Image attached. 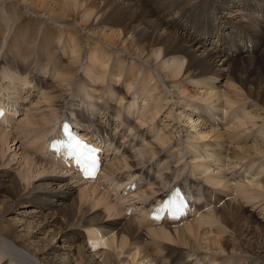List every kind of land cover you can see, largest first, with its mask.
I'll use <instances>...</instances> for the list:
<instances>
[{"label": "bare ground", "instance_id": "obj_1", "mask_svg": "<svg viewBox=\"0 0 264 264\" xmlns=\"http://www.w3.org/2000/svg\"><path fill=\"white\" fill-rule=\"evenodd\" d=\"M54 1V4H56L55 7H51V5L45 0H32V6L39 11V14H43L45 16L48 15L47 17H49L50 20L55 22L58 21V23L67 24L68 26L72 24L83 26L87 30H91L93 26H96L98 23L101 24L103 21H106L104 23H107V17L113 13H110L112 7L108 4L107 5L109 7L106 5V8L101 10L100 6L105 5L103 0H99V2L97 1L98 3L96 0ZM146 1L147 0H114L113 2L120 3L121 5L122 17L119 20V23L111 21L108 22L107 28H110L113 31L112 35H103L101 32L102 30L100 29V32L103 35L101 40H104L106 44L108 43L122 53H126V56H115V62L118 68L116 70L120 71V75L117 78H119V80L124 78V81H128L126 78L127 72L124 73L126 69L121 67V64L127 61L126 57L128 56H138V58L143 59L145 63L149 64L151 68L155 70V72L157 71L159 75H161L162 80L169 86L168 88H170V90H174L172 92L178 96V99L185 102L186 98H192L187 100V103L190 104V107L193 105H200L206 108V110H203L208 112L209 108V110L214 111L216 114H219V116H222L223 109H226V114L229 118L228 121L235 122L234 129H231V131L228 133L224 132L222 128L217 130L219 127L217 129L215 127L220 126V122H214L211 120V116L207 115L200 116L198 118L203 119L202 122L199 121V131L201 130L205 134H202L204 139H208L209 137L213 139L212 141L214 146L213 148H209L210 150L207 153L208 158L212 159V165L213 163L220 162H223L222 164H224L226 160L229 159L228 165L233 163V167L231 166L232 168L237 169V167H241L240 170H242L245 166H247L246 163L248 159L253 158V155L251 154L252 151H255L256 154H258L257 156L264 153L257 143L252 144L254 139H256L252 136L253 132L255 131L253 129L258 127L255 132L258 134H264V106L261 103H257L254 96H252L248 89V87L251 89L252 85L255 84L254 81H250L251 78L246 79L248 73L246 71L247 68L253 67V65H256L257 69L261 68V66L264 67V0H254V2L250 0H204L205 4L211 6L212 9L215 10L214 13H218L215 14L216 21L220 20V25L218 27L214 25V30L209 32L208 37H206L207 39L211 40L210 43L213 45L210 48L205 47L206 42L205 44H197L195 40H192L184 33L179 32L186 30V25L183 23V16L187 15V10L193 9L194 4L198 3V0L195 2H192L191 0H184L188 1L189 3L187 4V8H184V11L179 10L180 12L178 17H174L171 20L168 19L167 21L163 16L155 14ZM153 1L155 3L158 0ZM171 1L172 0H161L158 3H155V5L162 7L168 4V6H170L173 4ZM109 2L110 1L107 3ZM211 2H215L218 7L213 6ZM238 3L240 4L237 5ZM235 8L236 13L234 11ZM231 11L232 13H230ZM207 14L209 15L210 13L207 11ZM79 16L80 19H78ZM102 26L104 27V25ZM105 28L106 27L103 29ZM19 31L20 28L14 34L11 49H13L12 51L17 54L14 56L17 59L16 63L20 62L19 59L22 55L20 62L22 64L15 68V73L17 75L13 73V78L18 79L20 85L21 80H25L26 82H24V84L26 85H33L35 83L33 87H35L41 96H43V101L46 103V108H49L51 116L50 118L48 117L47 119H43L42 122L37 120L36 117L30 113L31 116L29 115L27 117L26 115V122L23 123L21 129H28L30 127L38 126L42 127L43 132L40 136L44 135L43 139L46 140L43 141V143L45 142V145H42L43 143L41 144L40 151L43 152L46 150L47 153L45 151V155L48 154L52 158L49 159H51L53 162L56 160L54 158H57V160H59L61 157L65 159H61L62 161L57 163H51L54 164V167L52 166L53 168L46 167L39 161V164L37 165L41 166V169L38 171L39 174L37 173L36 177H40L46 172H55L52 170H56L54 169L56 166L61 168V170L64 172H66L64 169H67V171H69L68 174L74 173L81 175V177L83 176V171L80 169V166H75L73 161L68 158L67 153L61 152L57 154L55 150L53 152L48 150L49 145L54 144V137L60 134L63 122L65 120H69L75 125L76 129L79 130L78 135L90 140L94 143V145L100 147L102 151L104 148L106 154H108L109 151H112L111 153L119 151L118 154L121 155L120 149H122L123 151H121L124 161L123 168L130 170V177L137 178L140 177V175H144L146 177V185L144 183H137L139 180H141V178H144L142 176L138 181H134V178L132 179L131 183L136 182L135 185H132L135 186V188H132V186H126L124 188V190H128L129 195H131L130 193L138 194L136 190L139 188H143L145 186L149 187L147 196L150 198L155 196V200L149 204V210L147 211L146 219L149 218L151 214H153L154 209L157 206L162 204L169 193L177 187H180L181 191L186 194L188 200H191L193 204L190 203V205L187 207L188 217L185 218V214H183L182 217L184 218H182L178 223L176 221L169 222L167 219H164L159 225L151 222L150 229L148 231H142L140 227L133 223L134 221H131V218H127V214V221L122 220L121 222L120 219L123 218H120L122 214L119 210H117L119 207L117 208L115 203L112 204L110 202L108 194L102 195L100 193L101 191L99 192L97 190L99 185L98 187L93 185L95 188H92V191L91 189L87 190L88 187L90 188L88 185V187H86L87 189L82 190L79 196L74 199L71 204H67L68 202L65 201V199H68L69 201L76 192L72 186V178H64V183L60 185L54 184L49 180L42 181L43 183L38 186L32 184L33 175L29 171V168L36 162L30 157L24 158L25 167H23L17 177L13 178L11 174L15 171L14 165H11L10 162H7L9 160H4L6 154L4 147L7 145L12 134L10 130L11 127L7 126V129L5 127V123L7 121L12 123L15 119V116L13 118V115H15L16 112L19 113L23 109L22 107L18 106L17 103H13V101H11L13 103L11 105L9 101L7 102L5 97L0 98V110L3 109L6 112L5 115L0 116V120L6 121L4 123L5 125L2 123L1 124L7 129H2V132L0 131V169L2 168V172L0 174V202H2L0 204H2V207L0 206V209L3 210V214L0 215V264H72L69 263V257L63 258V256H68L70 253L77 254L78 259L76 261H78L79 264H120V258L124 255H127V257L129 256L131 258L128 264H191L192 262L190 263L186 259L187 257H192V255H187L189 253H194V256L197 255L198 258H200V261L195 262L196 264H200V262L204 264H231L233 260L229 258L231 257L230 255L233 254H236L237 256H243L241 257V261L238 264H264V257H261L264 253V224L253 217L248 210L243 208L244 206L233 205V203L229 201L223 205L224 208L221 210L217 207V204H219L223 199L219 194L216 195V202L214 201V203L212 201L214 199H212L214 193H210V190L207 187L204 186L203 191L200 190V192H197L198 190L196 191V189L191 191V188H193L197 182L190 181L191 179L187 180L185 178L180 180L181 175L172 172L174 169L171 171L172 168L169 165L170 163L167 164L164 162L163 156L158 160L157 167H154L151 163H149V166H145L143 163L142 168H138V163L140 161L139 160L138 163H136L138 155V159L145 156L155 159V157H158L160 154H162L163 149L160 151L157 144L152 145L151 143L146 142L144 145H142L141 142H137L138 138H143V133L141 134V131H139L137 127H134L132 132L136 133V135L132 138V140L130 139V141L133 143L136 139V145H139L140 147L138 146V153H135L136 155L131 153V150L135 149L137 146L133 148L134 146L131 147V143L129 142L130 146L126 147L125 143L123 142L125 137L129 138L130 136H125V134L120 136V133L117 132V129H113L114 126L118 128L120 126L119 123H123V125L124 123H128L127 112L123 121L119 122L120 117L124 115L123 112L119 110L116 113L115 109H110L111 106L107 109V107H105L106 104L104 105V103L103 105H100V100L102 98L97 97L96 99L93 97L92 101L90 102L86 101L84 106H89V109L90 107H94V111L98 109L99 115H101L102 112L105 113L106 116L109 115L107 121L109 124L106 126H104L103 123H97V121H95L96 116L94 117L93 115H88V110L86 111V114L85 111L75 108V110L70 112V115H73L72 118L68 117V112L59 111L63 107L62 102L67 99V94L65 95L67 89L61 88L56 84H52L49 87L50 84L48 85V83L41 79L38 74H34L33 68L32 70L30 68L31 66L28 68L25 66V63L29 65L28 60L31 58H27L28 56L25 57L28 55V45H24L23 43L28 39V33H22V31ZM227 33L230 35V38H228ZM91 36L92 35H90V37ZM261 36H263V38ZM73 39L71 42L74 41ZM27 41H29V39ZM89 42L94 44V48L99 45V42H95L91 39ZM250 43L253 45H250ZM55 44V37L51 35V33L44 35V40H42L39 49L37 48L35 51L37 58H43L45 53L49 54L50 50L53 46H55ZM214 48L217 50L215 51ZM72 50L73 52H76L77 48L73 47ZM97 50L98 51H95L91 55L94 57L90 59L89 65L94 64V61H101L106 58L108 54H111L110 51L106 50L102 46ZM100 56L103 58H100ZM170 61H172V64L168 65ZM70 65L71 66L69 69L65 70V74H63L62 77L66 78L71 76V74L75 71H73V64ZM18 67H20V72ZM134 69L135 67L131 68L128 72L134 78V80L130 81L133 84L136 81V72ZM148 72L149 71H147V73ZM0 73L4 77V80L8 79V75L4 70L2 71L0 69ZM227 74H229V76L232 75V78L230 77L232 82L230 81L226 85L228 87L224 88L223 85L221 86L219 83V80L220 82L223 81L225 75ZM111 75L113 76L115 73ZM147 77L145 78L151 82L152 78L150 76L148 78ZM71 82L68 85H71ZM58 87H60V89H58ZM30 88L29 92L31 91ZM69 88L71 87L69 86ZM157 88L159 87H156V89ZM192 88H194V90H192ZM115 89L116 92H119L117 87ZM102 91H105V89ZM239 93L241 94V97L243 96L241 99ZM246 96L251 99V104H253L250 109L242 105V102L246 100ZM125 98L127 99L126 95ZM166 98L168 99L169 97ZM132 99L135 101L136 98L132 97ZM129 109H131V107ZM219 109H222V113L217 112ZM131 112L132 111L129 110L130 114ZM121 113L123 115H121ZM197 114L200 115L199 113H194L193 116H198ZM189 116H191L190 113ZM116 117H119V119H116ZM151 120H153V117ZM113 121H116V125ZM111 123H113V128H110ZM115 132L116 134H114ZM158 142V145L165 143L162 141ZM210 145L211 143L209 142V144L206 146L204 145V147L206 148ZM179 146H182L181 143L178 144V147ZM204 147L201 146L202 149H204ZM180 150L181 157L184 149L180 148ZM103 155L104 154L101 156L102 158H104ZM105 158L107 159V156H105ZM114 158H116V156ZM234 162H236V164ZM105 164L103 171L97 180L101 179L103 176H106L111 180V178H109L110 173L113 175V172L115 171ZM114 164L116 166L117 163ZM161 164H163V167H161ZM108 165L110 164L108 163ZM68 167L72 168L73 170L68 169ZM201 167L202 166H198L199 170ZM148 168L150 170H148ZM251 169L253 170V166L247 168L244 173L247 172L251 175ZM74 170L75 172H73ZM241 172H236L235 170L233 172L235 174L231 175L232 179H235L233 177L236 176L241 178ZM260 172L264 173V169L262 168ZM106 173L107 175H105ZM63 174L65 173L62 172V175ZM213 178L214 177H212V179ZM125 179L126 178H124V180ZM215 180L220 184H223V182L227 180V175L216 177ZM87 181L88 183H91L93 180ZM182 181H184V183ZM260 183V186H258L264 191V178L262 181H260ZM187 187H189V189ZM142 190L144 191V188ZM97 193H100V199L93 205L90 204L92 195H96ZM2 198H4V200H1ZM61 198H63V200ZM203 198L206 204L203 203V205L200 206L199 202ZM220 198L222 199L217 202ZM148 200L151 201L152 199L148 198ZM19 201L22 203L20 208H27L32 204L35 208H38L39 211L34 208L33 211L28 213L26 210L25 212L13 211ZM133 202L135 203V200ZM144 202L141 204H144ZM104 203H106L104 208H107V212H109L111 216L116 215L119 217L118 219L114 218L115 220L112 219L109 221V216L105 217L100 211H95L96 208H98L100 205H103ZM212 204H216L217 206L214 207ZM90 206H92V208L88 209ZM207 206L214 208L210 207L209 211L205 213L204 210ZM194 207L195 209L193 212L195 214H200L202 217L199 216L198 222L195 220L192 222H187L186 220L192 216L189 215V213ZM54 211H57L56 215L53 213ZM10 214L21 215L23 218H25V221H21L22 219L19 221H15L14 219V221L7 220V216ZM60 217H63L61 220L63 228L61 231L59 230V233L64 235V237L70 233L68 239H60V243H62L64 247H57L55 245L56 242L52 244L50 243L48 247H43L40 246V241H37L36 243L31 240L37 239V235L39 236L48 234L51 229L50 231L46 230L51 227L55 228ZM124 222L125 225L122 227V223ZM182 222H185V224L182 225ZM180 224L182 226H180ZM219 225L221 227H219ZM22 226H24L25 229L19 231L18 228ZM203 226H206L207 228ZM204 230H207V232H201ZM244 232L248 233V235H250L249 233H252L253 236L247 237ZM85 235L90 236L91 239L95 238V240L99 241L108 237L109 241L107 244H105V246L110 250H105L103 253L93 254L89 248L87 249V245L84 242L83 244L77 243L79 240L78 238L85 239ZM144 238L148 239L147 243L143 241ZM202 240L207 242L205 247H201ZM259 241H261V243H257ZM66 244H69V246H66ZM164 245L168 246L169 248L175 247V249L172 251L170 250L171 248L168 249ZM177 245L179 247L176 248ZM198 249L207 250V252L211 251L213 255L210 253L203 256L204 253L202 252L203 254H201V251L199 252ZM214 253H216V255H214ZM8 255L10 257L12 256L11 260L6 259V256ZM225 257H227V259H224ZM25 259L28 261H25ZM37 260L40 261V263H38Z\"/></svg>", "mask_w": 264, "mask_h": 264}, {"label": "rangeland", "instance_id": "obj_2", "mask_svg": "<svg viewBox=\"0 0 264 264\" xmlns=\"http://www.w3.org/2000/svg\"><path fill=\"white\" fill-rule=\"evenodd\" d=\"M45 1H47V3H49L51 5V7H55V5H56V4H54L55 3L54 0H45ZM97 1L99 2V0H96V2ZM100 1H102V0H100ZM103 1L105 2V5L100 6L101 10H104L106 8V5L108 4L109 6L112 7V8L110 7L112 9V10H110V13L111 12H113V13L107 17V23H104L106 21H103L101 24L96 23L97 25L93 26V28H91V30H87L85 27L78 26L75 24H72L70 26H68L67 24H60V23H58V21L55 22L53 20H50V18L47 17L48 15L45 16L43 14L42 15L39 14L38 13L39 11L32 6L33 5L32 0H0V69L2 71L4 70L8 75V79L4 80V77L0 73V98L5 97L7 99V102L9 101L11 105L13 103H17V105L22 107V109H23L19 113L16 112L15 115H13V118L15 116V119L12 123H9L10 121L6 122V121L0 120V128H1L0 131L2 132L3 131L2 129L7 130L8 129L7 126H10L11 127L10 130L12 132L11 137L9 138L10 140H8L7 145L4 147L6 150L4 160H6V161L9 160L7 162H10L11 165H14V168H15V171L11 174V176L13 178L17 177L19 172L23 169V167H25L24 158L30 157L33 161L35 160V162H36L33 166H31L29 168V171L33 175V179H32L33 183L32 184H35L38 186L41 183H43L42 181L49 180V181L53 182L54 184L60 185V184L64 183V181H65L64 178H72V186L76 190V192H75V195L69 201H68V199H65V201L68 202L67 204H69V203L71 204L73 202V200L79 196V194L82 192V190L87 189L86 187H88V185L90 186V188L88 187L87 190L91 189V191L93 190L92 188H95L93 185H96L97 187L99 185V188L96 187L97 190L99 192L101 191L100 193L102 195L108 194V197L110 198L109 199L110 202L112 204L115 203L117 208L119 207L117 210H119L120 213L122 214L120 216V218H123V219H120L121 222H122V220L127 221L126 220V214H127V216H128L127 218L128 219L131 218L132 220L131 219L130 220L132 222L134 221L133 223H135L138 227H140V229L142 231H148L151 227L148 225L149 223L146 219V212H147L148 205L151 202H153V200H155V196H152L151 198L149 196H147L148 191H149L148 186L143 187L144 191L142 190L143 188H139L137 190L138 195L137 194H131V193H130L131 195H129L128 190L127 191L124 190V188L126 186H129L130 184H132L131 181L133 178H134V181H136V180L138 181L139 178H141L143 176L145 179H143V180L141 179V180L145 181V182H142L141 180H139V182H137V183L138 184L144 183L146 185V177L144 175H140V177H137V178L130 177V175H131L130 170L127 168H125V169L123 168L124 161H123V157H122V151H123L122 149H120L121 155L118 154L119 151L113 152L115 154H113V153L111 154L112 151L111 152L109 151V153L107 152L108 155H107V160H105V163H106L105 165L111 167V169H114V171H115V172H113V175H111V173H110V176L108 175L109 178H111V180L108 179V177L103 176L99 180L95 179V180L91 181V183H88V181H87L88 179L81 177V175L74 174V173L68 174L69 171H67V169H64V170H66V172H64L61 170V168H58V166H56V168H54L57 171L52 170L55 172H46L44 175H42L40 177H36L37 173L39 174L38 171L41 169V166L37 165V164H39V161H40V163L44 164L46 167L53 168L54 164H51V163H57V162H60L62 160L61 159H59V160L53 159L54 160V162H53V161H51L52 158L48 154L45 155L47 153L46 150H44L43 152L40 151L41 144L43 143L44 140H46V139H43L44 135L40 136L41 133L43 132L42 127L38 126V127H30L28 129L26 128L28 131L25 128L21 129V126L23 125L24 122H26V119L30 115V113L32 115H34L37 120H40V121H42L43 119H47L48 117L50 118L51 116H50L49 108L48 107L46 108V103L43 101L44 100L43 96H41V94L38 92V90H36L35 87H33V85H35V83L33 85H30V84L26 85V84H24V82H26V81L21 80V85H20L19 80L13 78V73L15 75H17L15 73V68L17 66H19L20 64H22V63H20L22 55L20 56V59H19L20 62L16 63L17 59L14 56H16L17 54L12 51L13 49H11V47H12L11 44H12V40L14 38V34L20 28V31H22V33H28L27 38L29 39V41H27L28 40L27 39L26 42H23L24 45H26V44L28 45V51H27L28 55H26L25 57H27V56H28L27 58L31 57L28 60L29 65H27L25 63V66L27 68L31 66L30 68H31V70L33 68L34 74H36V75L38 74L41 79L45 80L48 83V85L50 84L49 87L52 84H56V85L60 86L61 88L67 89L66 93H65V95L67 94V99L64 102H62L63 107L59 111L68 112L69 113L68 117L72 118L73 115H70V112L72 110H75V108L80 109L81 111H85V113L88 110L89 111V112L87 111L88 115H93L94 117L96 116L95 121H97V123H103V125L106 126L109 124V122L107 123L109 115L106 116V114L103 112L101 113V115H99L98 109L94 111V107L93 108L90 107V109H89V106H84V103L86 101H89V102L92 101L93 97L95 99H96V97L102 98L100 100L101 102L99 101L100 105H103V103H104V105L106 104L105 107H107V109L110 108V106H111L110 109H112V110L115 109L116 113L119 110H121L123 112L124 115L121 113V115H123V116H121L120 119H119V117H116V119H119V122L123 121L124 116L127 112V114H128V117H127L128 121L127 122L128 123H126V124L124 123V125H123V123H121V124L119 123L120 126L118 128H116L115 126L113 128V126H112L113 123H111L110 128L117 129V132L120 133V136H122L124 134H125V136L126 135L130 136L129 138H126L124 136L125 139L123 142L125 143L126 147L127 146L129 147L130 143H131V147L134 146L133 148H135L137 146L135 149L131 150V153L136 155L135 153H138L137 149L140 147L139 145H136V139H135V142H133L134 144L130 141V139L132 140V138L135 137V135H136V133L132 132L134 127H137L139 129V131H141V134L143 133L142 134L143 138H138L136 136L138 138L137 142H141L142 145H144V143H146V142L151 143L152 145L157 144V146H159L160 151L163 149L162 154H160V156H158V157H155V159L149 158L146 156L143 158L139 157L140 159H138V156H139L138 155L137 159H136L137 160L136 163H138V161L140 160L138 163V166H139L138 168H142L143 163H144L143 165H145V166H149L150 165L149 163H151L154 167H157L158 160L163 156L164 162H166L167 164L170 163L169 165L172 168L171 171L174 169L172 172H174L175 174L181 175L180 180H182V178H185L187 180L191 179L190 181L197 182L196 183L197 186L195 185L193 188H191V191H193V189H196V191L198 190L197 192H200V190L203 191V187L205 186L210 190V193H214L212 196V199L214 198L212 200L213 202L214 201L216 202V195L219 194L223 199L220 198L217 201V202H219L222 199V201H220V203L217 204L218 206L216 204H212L214 207L217 206L218 208H220L222 210L224 208L223 205L229 201L232 202L233 205H238V206L242 205V206H244L243 208L248 210L249 213L253 217H255L257 220L261 221L262 224H264V191L259 187L261 184L260 181H262V179L264 178V173L260 172L262 168L264 169V153L262 155L257 156L258 154H256L255 151H252L251 154L253 155L252 156L253 158L248 159L249 162L247 161V163H246L247 166H245L243 168L244 170L243 169L240 170L241 167H237V169L232 168L233 163H230V165H228L229 159H227L224 164H222L223 162L213 163V165L215 164L213 167V165L211 164L212 159L208 158V154H207L210 150L209 148H213V146H214V143L212 141L213 139H211V137H209L208 139L203 138L204 137L203 135H205V134L201 130L199 131V129H200L199 121L202 122L203 119H198V118L200 116L209 115V116H211V120H213L214 122H216V123L220 122L219 123L220 126L215 125L216 129L219 127L217 130L222 128V130L224 132L228 133L231 131V129L235 128L234 127L235 122L228 121L229 118H228V115L226 114V112H227L226 109H223V113H222V109H219V111H217V112L222 113V116H219V114H216L214 111L209 110V108H208V112L205 111L206 108L202 107L200 105L199 106L193 105L192 107H190L189 106L190 104L187 103V100L192 99V98H186L185 102L178 99V96H176V94H174V92H172L174 90H170V88H168L169 86L162 80L161 75H159V73L157 71L155 72V70L152 69L149 64L145 63V61L143 59L138 58V56L132 57V56L127 55L128 56V57H126L127 61L123 62L121 64V67H124L126 69L124 71V73L127 72L126 78L128 79V81L127 80L124 81V78L119 80V78H117V77L120 75V71L116 70L118 68L116 66L115 56L116 55L117 56H126V53L123 52V53H125V54H123L121 51H119L118 49H115L113 46L109 45L108 43L106 44L104 42V40H101V39L103 38L104 34L112 35L113 31L110 28H107L108 22L111 21V22L119 23V20L122 17V13H121L122 8H121L120 3L113 2L114 0H106V1L103 0ZM108 1H110V2L107 3ZM159 1H161V0H158L155 3H158ZM191 1L195 2L196 0H191ZM250 1L254 2V0H250ZM146 2L152 8V10L155 14H159V16H163L166 21L168 19L171 20L174 17H178L179 12L181 10L184 11L185 10L184 8H187V4H189L188 1H184V0H172L171 1V2H173L172 5L168 6V4H167V5H164L162 7H158V5H155L153 0H147ZM110 3H111V5H110ZM211 4L215 7H218L215 2H211ZM239 4L240 3H238L237 5H239ZM205 10H207L208 13H210V14L208 15L207 11H205ZM234 11L236 13V8L234 9ZM187 12H188L187 15L183 16V23L186 25V30L185 31H179L178 30V31L184 33L188 38L195 40V42L197 44H201V43L205 44V42H206V44H205L206 48H210L211 46H213L212 43H210L211 40L207 39L206 37H208L209 32L214 30V25L216 27H218L220 25V20L216 21V15L215 14H218V13H214L215 10H213L211 6L205 4L204 0H201V1L198 0V3L194 4L193 9L187 10ZM132 13H133V11H132ZM230 13H232V11ZM80 16L78 19H80ZM105 24H106V26H105ZM125 24H126V22H125ZM102 25H104V27H106V28L103 29L104 27ZM97 28H99V29H97ZM100 29L102 30L101 32L103 33V35L101 34ZM47 33L48 34L51 33V35H53L55 37L56 44L50 50L51 54L45 53L43 55V58H41V57L37 58L35 51L37 50V48L39 49L40 44L42 43V40H44V35H46ZM99 33H100V35H99ZM94 34L97 37H95ZM90 35H92V36L90 37ZM261 37L263 38V36H261ZM228 38H230L229 34H228ZM72 39L74 40L73 42H71ZM90 39L95 41V42H99V45H97V47L94 48L95 47L94 44H92V42H89ZM232 42H234V41H232ZM250 45H253V44L250 43ZM101 46L103 48H105L106 50L110 51L111 54L110 55L108 54V56L106 58H104L103 60L94 61L93 62L94 64L89 65L90 59H92V57H94L91 55L95 51H98L97 49H99ZM73 47L77 48L76 52H73V50H72ZM216 50L217 49H215V51ZM30 55H32L33 58ZM100 58H103V57L100 56ZM35 59H36V61H35ZM161 60H162V58H161ZM171 62L172 61H170L168 63V65L169 64L171 65L172 64ZM34 64H35V66H34ZM46 64H47V66H46ZM70 64H73L72 65V66H74L73 71L74 70L75 71L71 74V76H68L66 78L62 77L63 74H65V70L69 69V67L71 66ZM134 67H135L134 71L136 72V81L133 84L130 81L134 80V78L128 72L131 68H134ZM255 67H256V65H253V67H249L246 69V71L248 72L246 79L251 78L250 81H254V83H255L254 85H252V87H254V88L251 87V89H250L248 87V89H249L250 93L252 94V96H254L257 103H261L264 106V79H263L264 78L263 77L264 76V72H263L264 67L261 66L262 70H261V68L257 69V67L256 68ZM18 68H19V72H20V67H18ZM147 71H149L150 73L149 72L147 73ZM70 72H72V71H70ZM75 72H76V74H75ZM104 72L106 73V75ZM113 73H115V75L112 76L111 74H113ZM103 74H104V77H103ZM147 76L148 77L150 76L152 78L151 82H149L150 80L148 81L145 78ZM231 76L232 75L229 76V74H227V75H225V78L223 79V81L220 82V80H219V83L221 84V86L223 85L224 88L228 87L226 85L230 81L232 82ZM70 82H71V85H68ZM248 82H249V80H248ZM69 86L71 88H69ZM155 86L159 87V88L156 89ZM193 86H195V85H193ZM28 87L29 88L32 87V88H30V90H31L30 92H29ZM60 87H58V89H60ZM116 87L119 90V92H116V89H115ZM103 88L105 89L106 92L102 91V90H104ZM182 89H183V87H182ZM192 90H194V88H192ZM195 90H198V89H195ZM125 95L127 96V99L125 98ZM236 95H238V94H236ZM240 95L241 94L239 93V96ZM202 96H204V95H202ZM132 97L136 98L135 101H134V99H132ZM166 97H169V98L167 99ZM242 97L240 96V99ZM11 101H13V103ZM198 104H199V102H198ZM242 105H244V106H246V108L250 109V107L253 104H251V99H249L246 96V100L242 102ZM100 107H102V106H100ZM130 107H131V109H129ZM203 109H205V110H203ZM129 110L132 111L131 114L129 113ZM189 113L191 116H189ZM194 113H199L200 115L197 114L198 116L194 117L193 116ZM26 115H27V117H26ZM65 115H67V114H65ZM152 117H153V120H151ZM190 117L193 119H191ZM212 117H213V119H212ZM113 122L116 125V121H113ZM194 122H196V123H194ZM1 123L3 125L6 124L5 127L7 129ZM256 129H253V130L256 131ZM255 131L253 132V134L252 133L251 134L256 139H254V141L253 142L251 141V142H252V144L257 143L259 145V147L264 151V134H258ZM237 132H239V131H237ZM114 134H116V132ZM245 136H247V135H245ZM201 137H202V140H201ZM121 139H122V137H121ZM204 140H205V142H204ZM158 141H162L165 143H162V145H158L159 144ZM209 142L211 143V145L205 148L204 145L205 146L208 145ZM179 143H181V145H182L181 147L180 146L178 147ZM183 143H185V144H183ZM42 145H45V142ZM164 146H165V149H164ZM201 146H203L204 149H202ZM252 146L255 147L254 145H252ZM229 147H231V146H229ZM180 148L184 149L181 157H180V153H181ZM45 151H46V153H44ZM42 153H43V155H42ZM193 154H194V156H193ZM42 156H44V157H42ZM115 156H116V158H114ZM209 156H210V154H209ZM49 158H51V159H49ZM147 158L151 159V160H148ZM178 158H179V160H178ZM115 159H116V162H115ZM47 161H48V163H47ZM145 162H147V163H145ZM213 162H216V161H213ZM108 163L110 165H108ZM114 163H117L116 166ZM234 163L236 164V162H234ZM248 163H249V165H248ZM164 165H165V163H164ZM113 166H115V167H113ZM198 166L199 167L202 166L200 170H199ZM250 166H253V170L251 169L252 174L250 175L247 172L244 173L246 171V169L249 168ZM161 167H163V164H161ZM209 168L211 169V171ZM16 169H18V170H16ZM68 169H72V168L68 167ZM223 169L225 170V172ZM143 170H145V169H143ZM148 170H150V169L148 168ZM218 170L220 171V173ZM230 170H231V172H230ZM235 170H236V172L243 171V172H241V175H242L241 178L236 176V177H233L235 179H232L231 175L235 174V173H233ZM1 172H2V168L0 169V174H1ZM26 172H27V170H26ZM62 172L65 174L67 173V174L62 175ZM70 172H72V171H70ZM73 172H75V170ZM105 175H107V173ZM182 175H184V176H182ZM223 175H227V180L224 181L223 184L222 183L220 184L215 179H216V177L223 176ZM212 177H214V178L212 179ZM242 177H245V178H242ZM124 178H126V179L124 180ZM182 182L184 183V181H182ZM116 185H119V186H116ZM145 188L147 191L145 190ZM187 188L189 189V187H187ZM140 189H141V191H140ZM145 191L147 194L145 193ZM100 193H97L96 195H94V194L92 195V197L90 199V204L93 205L96 201H98L100 199V197H101V195H99ZM141 194H143V195H141ZM138 196H139V198H138ZM206 196H208V195H206ZM153 197H154V199H153ZM148 198L152 199V200L149 201ZM61 199L63 200V198H61ZM1 200H4V198H2ZM134 200H135V203L133 202ZM128 201L130 204L128 203ZM144 201L145 202L148 201V202L145 203ZM143 202H144V204H141ZM0 203H2V202H0ZM106 203H108V202H106ZM106 203H104L103 205H100L98 208H96L95 211H97V210L100 211L102 214H104L105 217L109 216L108 217L109 221L112 219L113 220L118 219L119 217H117L116 215L111 216L109 214V212H107V208H104ZM199 203L201 205H203V203L206 204L204 198ZM21 204H22L21 201H19L17 203L16 207L13 209V211L25 212V210H26L27 213L33 211L34 209L39 211L38 208H35L32 204L30 207L20 208ZM144 205H145V207H144ZM0 206L2 207V204H0ZM129 206H131V208H129ZM211 206L205 207L204 212L205 213L208 212ZM214 207H211V208H214ZM91 208H92V206L88 207V209H91ZM127 208H128V210H127ZM130 209H132V212H130ZM119 211H118V213H119ZM53 213H55V215H56L57 211H54ZM1 214H3L2 209H0V215ZM197 214L198 213L195 214L193 212L192 216L189 217L186 221L192 222L195 220L198 222L199 216L200 217H202V216L200 214H198V215ZM129 216H132V217H129ZM7 218H8L7 220H12V221H14V220L19 221L21 219H22L21 221H25V218H23V216L18 215V214L17 215L16 214H10L7 216ZM190 218H192L193 220ZM62 219H63V217L59 218V222L57 223V226H55V228L51 227V228H48V230H46V231H50V229H51V231L48 234L39 235V236L37 235V237H36L37 239H31V240L36 242V243H37V241H40L41 242L40 246H43V247H48L50 245V243L52 244L55 242H56L55 245L57 247H64L62 245V243H60V239H64V238L68 239V237L70 236V233H68L65 237H64V235H61L59 233L63 228L62 221H61ZM185 222H182V225H184ZM124 225H125V222L122 223V227ZM182 225L180 224V226H182ZM203 227L207 228L206 226H203ZM219 227H221V226L219 225ZM22 229H25V227L22 226V227L18 228L19 231H21ZM207 230H204L201 232L204 233V232H207ZM249 234L250 235H248V233H245V235L247 237L253 236L252 233H249ZM58 236H59V238H58ZM39 239H41V240H39ZM78 239L79 240L77 241V243L83 244V242H84L87 245V249L89 248L93 254L103 253L105 250L106 251L110 250V249H108V247L105 246V244H107L109 241L108 237H106L105 239H102L101 241L95 240V238L91 239V237L88 235L87 236L85 235V239L84 238L83 239L78 238ZM55 240H57V241H55ZM143 241L145 243H147L148 239L144 238ZM45 242H46V244H45ZM206 243L207 242L202 240L201 241V247H205ZM257 243H261V241H259ZM36 245H39V244H36ZM67 245L69 246V244H66V246ZM164 246L167 247L168 249L171 248L170 250H172V251H174L173 249H175V247L169 248L166 245H164ZM177 247H179V246L177 245L176 248ZM199 252L201 254L204 253L203 256L205 254L208 255L211 253V251L207 252V250H203V249H200ZM211 254L213 255V253H211ZM187 255L188 256L192 255V257L186 258L187 261H189L190 263L192 262L191 264H196L195 263L196 261L197 262L200 261L199 260L200 258H198L197 255L194 256V253H191V254L189 253ZM214 255H216V253H214ZM230 256L231 257L229 259L233 260L231 262V264H238L241 261V257H243L242 255L237 256L236 254H233ZM6 257H7L6 259H10V260L12 258V256L10 257L9 255ZM64 257H66V258L69 257L68 258L69 263L74 264V262H75V264H79V262L76 261L78 259V256L75 253H70L68 256H63V258ZM261 257H264V253L262 254ZM130 259L131 258L129 256L127 257V255H124L123 257L120 258V261H121V263L123 262L122 264H128L130 262ZM224 259H227V257H225ZM25 261H28V260L25 259ZM203 262H206V261H203ZM38 263H40V261H38ZM201 263L202 262H200V264ZM145 264H149V263H145ZM202 264H204V263H202ZM257 264H262V263H257Z\"/></svg>", "mask_w": 264, "mask_h": 264}]
</instances>
